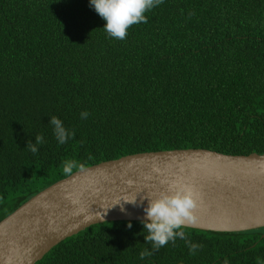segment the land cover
Returning a JSON list of instances; mask_svg holds the SVG:
<instances>
[{"label":"trees","instance_id":"1","mask_svg":"<svg viewBox=\"0 0 264 264\" xmlns=\"http://www.w3.org/2000/svg\"><path fill=\"white\" fill-rule=\"evenodd\" d=\"M146 16L121 40L90 0H0V220L69 175L66 160L73 172L145 151L264 154V0H163ZM52 116L75 136L60 144ZM142 229L96 223L33 264H264V226L184 227L195 254L177 238L144 260Z\"/></svg>","mask_w":264,"mask_h":264},{"label":"water","instance_id":"2","mask_svg":"<svg viewBox=\"0 0 264 264\" xmlns=\"http://www.w3.org/2000/svg\"><path fill=\"white\" fill-rule=\"evenodd\" d=\"M170 186L191 189L197 201L195 223L184 227L235 232L264 226V154L138 152L75 170L2 218L0 264H33L62 239L96 223L141 221L147 195L156 197ZM134 197L137 205L123 202Z\"/></svg>","mask_w":264,"mask_h":264},{"label":"clouds","instance_id":"3","mask_svg":"<svg viewBox=\"0 0 264 264\" xmlns=\"http://www.w3.org/2000/svg\"><path fill=\"white\" fill-rule=\"evenodd\" d=\"M162 3L163 0H90V5L105 21L104 30L110 37L121 40L126 38L130 26L141 22L147 23L146 13ZM81 116L86 119L89 113L84 111ZM49 123L53 126L54 134L60 144L66 143L69 138L75 136V132L67 130L56 116L50 117ZM44 142L43 136L36 135L35 143L29 140L27 148L32 153H36L39 150L37 146ZM74 166V161L66 160L63 165L64 173H71ZM147 200L148 204L143 208L146 216L141 220L143 225L141 234L144 236L145 244L151 246V250L143 249L139 253V258L144 260L152 256L169 242L175 243L177 238L185 240L189 245L190 254H195L200 246L192 244L183 230L186 223L193 224L196 220L194 210L198 204L193 191L185 186L175 189L170 186L168 191H162L156 197L147 195ZM123 202L137 205L136 197ZM121 210L124 211L123 207ZM127 226L131 228V222Z\"/></svg>","mask_w":264,"mask_h":264}]
</instances>
